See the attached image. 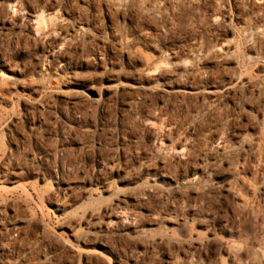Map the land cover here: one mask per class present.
<instances>
[{"label":"rangeland","instance_id":"obj_1","mask_svg":"<svg viewBox=\"0 0 264 264\" xmlns=\"http://www.w3.org/2000/svg\"><path fill=\"white\" fill-rule=\"evenodd\" d=\"M0 264H264V0H0Z\"/></svg>","mask_w":264,"mask_h":264}]
</instances>
